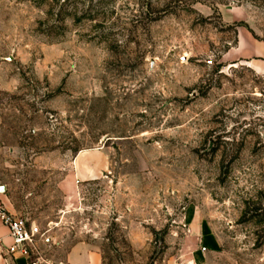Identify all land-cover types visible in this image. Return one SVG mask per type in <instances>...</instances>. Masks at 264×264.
I'll use <instances>...</instances> for the list:
<instances>
[{
  "label": "rangeland",
  "instance_id": "374dc122",
  "mask_svg": "<svg viewBox=\"0 0 264 264\" xmlns=\"http://www.w3.org/2000/svg\"><path fill=\"white\" fill-rule=\"evenodd\" d=\"M240 30L264 43V0H0V182L46 264L78 243L264 264V73L229 54ZM82 152L106 169L77 182Z\"/></svg>",
  "mask_w": 264,
  "mask_h": 264
},
{
  "label": "crops",
  "instance_id": "0c3cea01",
  "mask_svg": "<svg viewBox=\"0 0 264 264\" xmlns=\"http://www.w3.org/2000/svg\"><path fill=\"white\" fill-rule=\"evenodd\" d=\"M232 53L237 55V59L250 60L256 67L258 73H264V43L255 40L245 30H240L236 47L231 48L229 52L230 55H232ZM259 56L262 58H259ZM3 150L5 149L0 147V158ZM14 153L16 152H14L13 149L10 150V153H8L9 157H13ZM89 155H91V153L82 152L75 158L74 171L72 172L71 178L77 182L100 176L102 171L106 169V165L103 161H101V163L98 161L96 162L92 155L91 157ZM2 164L9 165L10 169H12L11 167L14 165L12 161L2 162ZM67 185L68 177L66 173H63L62 177L57 182V186L64 192V195L67 193ZM2 186L5 187V190L0 191V204H3L14 213L22 215L19 211L14 209L10 201L8 186L0 182V188ZM11 244L12 238L9 228L0 220V264H28L30 259L20 251L13 254L4 252V249ZM37 247L39 251L42 249L39 239L37 241ZM64 264H102V255L98 249L92 245L78 243L69 249L65 255Z\"/></svg>",
  "mask_w": 264,
  "mask_h": 264
},
{
  "label": "built area",
  "instance_id": "2783aa9c",
  "mask_svg": "<svg viewBox=\"0 0 264 264\" xmlns=\"http://www.w3.org/2000/svg\"><path fill=\"white\" fill-rule=\"evenodd\" d=\"M0 220L9 228L12 238V244L7 246L4 252L13 254L20 251L30 259L28 264H46L37 247L40 230L35 224L26 217L12 212L3 204H0ZM47 263L50 264L48 261Z\"/></svg>",
  "mask_w": 264,
  "mask_h": 264
},
{
  "label": "water",
  "instance_id": "95a60500",
  "mask_svg": "<svg viewBox=\"0 0 264 264\" xmlns=\"http://www.w3.org/2000/svg\"><path fill=\"white\" fill-rule=\"evenodd\" d=\"M4 190H5V187L2 186V187L0 188V191H4Z\"/></svg>",
  "mask_w": 264,
  "mask_h": 264
}]
</instances>
